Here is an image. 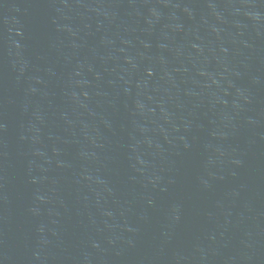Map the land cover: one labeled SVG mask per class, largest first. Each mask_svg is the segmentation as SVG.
I'll use <instances>...</instances> for the list:
<instances>
[{
	"label": "water",
	"instance_id": "water-1",
	"mask_svg": "<svg viewBox=\"0 0 264 264\" xmlns=\"http://www.w3.org/2000/svg\"><path fill=\"white\" fill-rule=\"evenodd\" d=\"M0 264H264V0H0Z\"/></svg>",
	"mask_w": 264,
	"mask_h": 264
}]
</instances>
